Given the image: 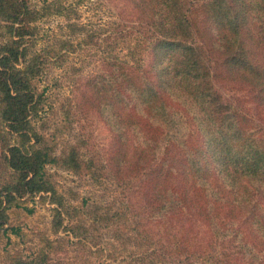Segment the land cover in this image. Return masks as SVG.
<instances>
[{
  "label": "trees",
  "instance_id": "obj_1",
  "mask_svg": "<svg viewBox=\"0 0 264 264\" xmlns=\"http://www.w3.org/2000/svg\"><path fill=\"white\" fill-rule=\"evenodd\" d=\"M132 1L150 33L148 59L144 65L103 61L105 68L86 81L88 101L97 100L114 134L115 165L134 177L150 176L164 230L171 231L167 242L173 239L180 254L174 264H264V0ZM35 12L29 0H0L7 38L0 43V232L16 229L6 225V208L17 198L48 191L58 228L63 203L53 197L45 164L71 154L68 166L82 165L73 150L58 158L30 142L39 139L28 117L38 101L33 80L45 58L26 57L28 45H20ZM170 82L189 91L207 137L180 140L175 123L167 131L144 123L143 140L133 134L141 126L133 105L155 107ZM119 114L127 131H120ZM158 172L164 174L162 189ZM10 264L60 263L14 256Z\"/></svg>",
  "mask_w": 264,
  "mask_h": 264
},
{
  "label": "rangeland",
  "instance_id": "obj_2",
  "mask_svg": "<svg viewBox=\"0 0 264 264\" xmlns=\"http://www.w3.org/2000/svg\"><path fill=\"white\" fill-rule=\"evenodd\" d=\"M29 2L37 13L20 48L27 44L26 57L45 58L33 80L38 101L28 117L39 139L30 142L58 158L73 150L82 165L68 166L71 154L45 164L53 197L63 203L58 228L50 191L26 193L6 208V225L16 229L0 232V264H10L14 256H46L60 264H174L180 254L171 246L173 239L167 242L171 231L164 230L150 176L118 170L114 134L97 100L87 99L86 81L105 68L103 61L145 64L150 33L142 11L132 0ZM5 32L1 27V44ZM221 89L231 92L226 85ZM4 177L0 169V184ZM158 182L162 189L163 172Z\"/></svg>",
  "mask_w": 264,
  "mask_h": 264
},
{
  "label": "clouds",
  "instance_id": "obj_3",
  "mask_svg": "<svg viewBox=\"0 0 264 264\" xmlns=\"http://www.w3.org/2000/svg\"><path fill=\"white\" fill-rule=\"evenodd\" d=\"M131 111L136 120L141 122V126L133 130V134L141 140L145 138L142 127L144 123L153 130L161 131H167L175 123L180 140L192 141L197 137L208 135L207 128L202 126L205 118L193 97L184 86L176 82L165 85L162 97L155 107L137 101ZM109 115L111 119H117L116 116ZM118 118L123 122L120 131H127L124 117L119 114Z\"/></svg>",
  "mask_w": 264,
  "mask_h": 264
}]
</instances>
